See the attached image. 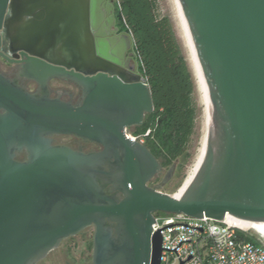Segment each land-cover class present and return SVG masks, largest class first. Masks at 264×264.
Listing matches in <instances>:
<instances>
[{"label": "water", "instance_id": "water-1", "mask_svg": "<svg viewBox=\"0 0 264 264\" xmlns=\"http://www.w3.org/2000/svg\"><path fill=\"white\" fill-rule=\"evenodd\" d=\"M180 3L212 111L202 167L177 198L149 185L162 165L128 133L154 110L148 79L122 60L132 34L100 25V0H0V55L19 52L42 91L0 71V264H33L91 226L93 264H161L155 212L264 221V0ZM51 79L82 100L52 98ZM69 133L103 149L53 145Z\"/></svg>", "mask_w": 264, "mask_h": 264}, {"label": "trees", "instance_id": "trees-1", "mask_svg": "<svg viewBox=\"0 0 264 264\" xmlns=\"http://www.w3.org/2000/svg\"><path fill=\"white\" fill-rule=\"evenodd\" d=\"M119 21L135 41L140 70L148 79L154 110L135 133L162 167L187 154L194 134L197 109L195 85L173 24L162 16L157 0H117ZM249 240L254 241L252 237Z\"/></svg>", "mask_w": 264, "mask_h": 264}, {"label": "built area", "instance_id": "built-area-1", "mask_svg": "<svg viewBox=\"0 0 264 264\" xmlns=\"http://www.w3.org/2000/svg\"><path fill=\"white\" fill-rule=\"evenodd\" d=\"M149 133L143 138L130 137L144 143ZM155 219L153 233L161 230L163 237L161 264H264V238L225 218L219 221L176 213Z\"/></svg>", "mask_w": 264, "mask_h": 264}, {"label": "flooded vegetation", "instance_id": "flooded-vegetation-1", "mask_svg": "<svg viewBox=\"0 0 264 264\" xmlns=\"http://www.w3.org/2000/svg\"><path fill=\"white\" fill-rule=\"evenodd\" d=\"M100 13H101V22L100 25L109 31H116L117 29L119 32H126L124 27L121 25L118 16V7L116 5L115 0H100ZM99 13V12H98ZM99 13V15H100ZM125 37V36H123ZM126 45V44H125ZM6 45L1 46V53H3L7 58L0 55V60L6 64L7 70L3 71L0 66V71L9 77L10 79L17 80L18 83L24 87L28 92H32L37 95H41L42 91L40 89V84L31 79L26 78L25 75L22 74V60L23 57L19 55V52L13 53L9 49H4ZM124 56L123 61L131 66L137 65L138 56L135 54V48H130L129 45L124 47ZM53 82L57 84L54 86ZM49 91L50 96L52 98H60L65 101L72 102L73 104L79 103L82 100V90L81 87L72 83L70 80L66 79H51L49 82ZM52 139L53 145L57 146H65L69 147L75 151L84 152V153H91L97 152L103 149V146L99 143L90 141L88 139H84L74 134H53L50 135ZM28 154L24 150L20 154H18V160H28ZM159 174V173H158ZM157 174V175H158ZM152 182V181H151ZM119 197H121V193H117ZM93 229L94 226L88 227L79 234L81 235L85 231ZM74 236V237H75ZM73 236L64 239L60 245L53 249L52 251L47 253V256L33 264H93V238L91 241L87 242V246L91 247L92 255L90 259H86L83 256H76L73 254L71 246H67L62 248L65 242L69 239L74 238ZM94 237V234H93ZM86 246V247H87Z\"/></svg>", "mask_w": 264, "mask_h": 264}, {"label": "rangeland", "instance_id": "rangeland-1", "mask_svg": "<svg viewBox=\"0 0 264 264\" xmlns=\"http://www.w3.org/2000/svg\"><path fill=\"white\" fill-rule=\"evenodd\" d=\"M116 5L118 4L117 0H115ZM158 3V10L160 15L168 16L171 19L173 24L174 32L176 33L178 42L182 48V52L187 60L190 72L192 73L195 91H194V101L197 109V116L195 121V129L194 134L191 139L189 149L187 154L182 157L181 159L177 160L173 165L167 167H161V171L158 175H156L149 183V185L163 193H167L170 195L177 194L181 187L184 185L187 177L191 172V168L194 166L196 161L198 152L200 150L202 144V138L206 128V115H205V107L202 98V92L200 90L198 80L195 74V69L193 67L191 58H190V50L189 46L187 45V41L184 35L183 27L180 21V17L178 14L176 0H157ZM121 23V22H120ZM122 25V24H121ZM125 29V27H124ZM138 57V68L140 70V61ZM0 66L3 71L7 70L6 64L0 60ZM141 71V70H140ZM57 83L53 82L55 86ZM142 126V125H141ZM137 126V127H141ZM131 127L128 131L130 136H140L143 138V133H135L138 128ZM148 132V131H147ZM146 132V133H147ZM145 133V134H146ZM168 213L165 212H155V216H166ZM94 230L89 229L85 231L83 234L75 236L74 238L69 239L67 242L64 243L62 248L67 246H71L73 254L76 256H83L86 259H90L92 255L91 247L87 246V242L91 241V237H93ZM252 235L258 237V234L254 231L251 232ZM87 246V247H86Z\"/></svg>", "mask_w": 264, "mask_h": 264}, {"label": "bare ground", "instance_id": "bare-ground-1", "mask_svg": "<svg viewBox=\"0 0 264 264\" xmlns=\"http://www.w3.org/2000/svg\"><path fill=\"white\" fill-rule=\"evenodd\" d=\"M176 4H177V9H178L180 21H181V24L183 27L184 35H185V38L187 41V45L189 46L190 58H191L193 67L195 69L194 72L196 74L200 90L202 92V98H203L204 107H205L204 112L206 115V128H205V132H204V135L202 138V144H201L200 150L198 152L196 161L194 163V166L191 168L192 170H191L189 176L187 177V180L185 181L184 185L181 187L180 191L174 195L175 197L180 198L184 195V193H186L187 189L189 188V186L193 182V179L198 174V172L201 169L202 164L204 162L205 154H206L205 151H206L207 145H208V139L207 138H208L209 132L211 130V111H212V109L208 103L206 89L203 85V80H202V75H201L202 71L200 70L194 47H193V45H191L192 42H191L190 36L187 32L185 18H184L183 9H182L180 0H176ZM225 219L227 222L235 224V225L239 226L240 228H243L244 230H248V231L253 230L264 238V221H253V220H249V219L248 220L240 219V218L234 217L230 214H228Z\"/></svg>", "mask_w": 264, "mask_h": 264}, {"label": "crops", "instance_id": "crops-1", "mask_svg": "<svg viewBox=\"0 0 264 264\" xmlns=\"http://www.w3.org/2000/svg\"><path fill=\"white\" fill-rule=\"evenodd\" d=\"M126 32H128L127 30H126ZM128 33H130V32H128ZM131 34V33H130Z\"/></svg>", "mask_w": 264, "mask_h": 264}]
</instances>
